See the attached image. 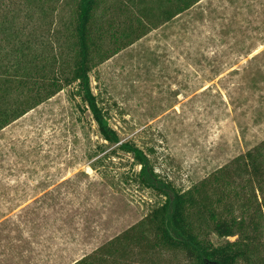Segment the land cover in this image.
<instances>
[{
    "label": "rangeland",
    "instance_id": "1",
    "mask_svg": "<svg viewBox=\"0 0 264 264\" xmlns=\"http://www.w3.org/2000/svg\"><path fill=\"white\" fill-rule=\"evenodd\" d=\"M90 86L120 141L185 190L264 139V0H200L94 68ZM72 90L0 130V264H70L163 200Z\"/></svg>",
    "mask_w": 264,
    "mask_h": 264
},
{
    "label": "trees",
    "instance_id": "2",
    "mask_svg": "<svg viewBox=\"0 0 264 264\" xmlns=\"http://www.w3.org/2000/svg\"><path fill=\"white\" fill-rule=\"evenodd\" d=\"M199 1L0 0V130L73 88L97 135L138 167L136 184L163 198L70 264H264V139L178 189L120 141L90 86L94 68Z\"/></svg>",
    "mask_w": 264,
    "mask_h": 264
}]
</instances>
